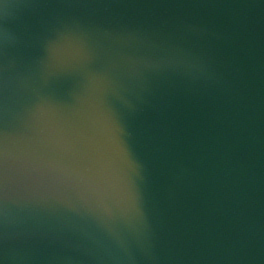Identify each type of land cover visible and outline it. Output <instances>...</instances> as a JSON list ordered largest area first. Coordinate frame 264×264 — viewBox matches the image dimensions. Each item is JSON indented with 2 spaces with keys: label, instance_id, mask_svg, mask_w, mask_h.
I'll use <instances>...</instances> for the list:
<instances>
[{
  "label": "water",
  "instance_id": "obj_1",
  "mask_svg": "<svg viewBox=\"0 0 264 264\" xmlns=\"http://www.w3.org/2000/svg\"><path fill=\"white\" fill-rule=\"evenodd\" d=\"M116 52L188 55L129 77ZM0 104L23 138L10 152L53 166L10 184L0 260L264 264V0H0ZM40 106L114 158L70 134L53 142ZM121 182L146 229L118 209Z\"/></svg>",
  "mask_w": 264,
  "mask_h": 264
},
{
  "label": "snow or ice",
  "instance_id": "obj_2",
  "mask_svg": "<svg viewBox=\"0 0 264 264\" xmlns=\"http://www.w3.org/2000/svg\"><path fill=\"white\" fill-rule=\"evenodd\" d=\"M33 117L38 120L52 122L54 137L53 142L61 144L64 142L66 135L76 138L86 149L96 154L99 159L104 152L111 153L110 145L106 139L100 136L99 141H95L92 137L80 132L72 125L65 128H56L55 122L57 113L51 107L40 106L36 109ZM11 143H23V138L14 136L10 131L6 119L3 117L2 104H0V208H2L8 199L9 186L15 182L18 185L31 187L37 185L44 178V169L52 168L50 164L33 157L26 149L21 148L20 151L12 153L9 150ZM134 171L135 166L129 165L127 168ZM117 196L119 198L118 209L123 212H133L135 210L136 195L131 190L127 182H121L117 187ZM104 212L108 216L113 215V209L104 206Z\"/></svg>",
  "mask_w": 264,
  "mask_h": 264
},
{
  "label": "clouds",
  "instance_id": "obj_3",
  "mask_svg": "<svg viewBox=\"0 0 264 264\" xmlns=\"http://www.w3.org/2000/svg\"><path fill=\"white\" fill-rule=\"evenodd\" d=\"M188 55L187 53L182 52H164L154 60H147L143 58H133L127 55H124L120 52H116L112 58V68L116 73H120L122 75H128L129 77L135 73L138 67H156L160 65H171L175 64L178 61L176 57ZM87 79L89 82H92L97 79L96 76L90 74ZM101 82L103 83L105 88L111 87L115 83V79L111 74H106L99 77ZM130 213V215H129ZM112 218V216H109ZM124 220L126 223L131 226V221L135 220L137 224H139L143 228H147L146 221L144 219V214L140 209L138 198L135 199V210L133 212H125ZM8 255L7 252L2 260H0V264H8Z\"/></svg>",
  "mask_w": 264,
  "mask_h": 264
}]
</instances>
